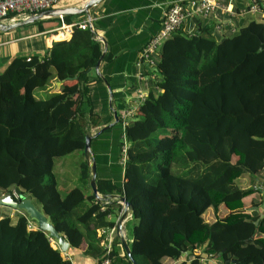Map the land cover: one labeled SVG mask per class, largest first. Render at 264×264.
<instances>
[{"label": "trees", "instance_id": "1", "mask_svg": "<svg viewBox=\"0 0 264 264\" xmlns=\"http://www.w3.org/2000/svg\"><path fill=\"white\" fill-rule=\"evenodd\" d=\"M75 17L62 18L70 24ZM197 21L196 35L184 27L163 44L153 69L159 77L125 128L124 164L122 129L115 130L128 104L111 91L119 122L91 140L98 192L132 204L137 264L179 260L187 251L195 256L181 264H203L197 249L221 264H264V214L238 210L255 192L254 185L242 188V177L264 170V21L218 38ZM101 55L90 28L75 27L47 56L15 57L0 73V197L20 188L71 248L86 246L84 254L99 262L106 252L99 231L115 227L109 215L122 208L95 198L84 156L86 134L114 120L111 79L93 76ZM52 76L76 82L37 98ZM75 152L78 171L60 182L56 160ZM224 204L230 213L204 219ZM120 251L115 247L113 264H133ZM0 264L72 263L25 211H15L0 215Z\"/></svg>", "mask_w": 264, "mask_h": 264}, {"label": "crops", "instance_id": "2", "mask_svg": "<svg viewBox=\"0 0 264 264\" xmlns=\"http://www.w3.org/2000/svg\"><path fill=\"white\" fill-rule=\"evenodd\" d=\"M84 1L75 0L69 5L58 7L80 5ZM173 1L176 0H104L91 11L94 21V32H92L95 34L96 40L101 42L102 52L104 50L102 38L106 40L105 56L106 53L109 55V59L105 60V57L103 58L99 67V73L94 68L95 73H93V76L98 74L101 78L103 76L104 80L105 76L110 78L113 87L111 90V85H109L110 90L124 96L125 103L128 104L127 109L136 108L137 106L139 108L140 102L136 98V90L142 87L148 93L151 87L155 85L154 81L159 77L157 73L149 70L146 64L143 63L145 80L139 82L137 62L141 49L161 30L166 9ZM258 1L264 9V0ZM222 2L231 5L234 14L218 10L209 17L200 18L199 21L203 28L209 29L217 38L237 31L242 24L252 19L264 21V16L262 17L261 15L247 14L243 17L238 15L252 4L251 0H222ZM256 16L259 18L257 19ZM85 20H87L85 15H79L73 18L72 23L83 22ZM197 22L196 19H191L187 22L185 30L187 32L192 31L196 35ZM222 24H224L223 30L218 28ZM66 25L68 24L65 23L63 18L59 17L43 20L41 24L36 22L20 28L0 32V73L8 67L15 57L39 56L42 58L47 56L55 45L70 41L73 34L68 35L64 29H61ZM229 29H232V31H227ZM75 82L76 78L61 82L55 76H52L49 80L50 94L59 92L63 84L70 85ZM235 158L236 160H240L241 155H236ZM263 179L264 170L255 176L245 175L242 177L240 185H245L242 188H249L252 185H260ZM245 201L247 204L243 203ZM256 201H258V204H256ZM243 202L242 206L238 208L241 212L264 214V188L259 192L255 191L249 197H245ZM254 203L255 205H253ZM222 207L225 208V213L219 214L220 216L230 213V210L226 206ZM213 212V208H210L204 214V219L215 218L217 215ZM13 214L14 212H11V215ZM131 218H133L132 212L129 211L127 219L123 223V234L129 246L133 240V235L127 227V224L132 220ZM33 227L35 228L36 226L33 225ZM51 243L55 248H59L56 239L51 238ZM115 247L124 250L121 241L114 245V249ZM85 249L86 246H83L82 249L69 247L66 253L61 252V254L65 259L71 261L72 264H101V261L99 262L98 259L84 254L83 251ZM196 254L202 255L203 264H221V261L218 259L208 258L203 249H197ZM119 256L125 260V255L122 251H120ZM194 256L195 254H192L190 251L183 254L179 260L164 258L162 263L181 264L183 262H190ZM116 264H127V261H121Z\"/></svg>", "mask_w": 264, "mask_h": 264}, {"label": "built area", "instance_id": "3", "mask_svg": "<svg viewBox=\"0 0 264 264\" xmlns=\"http://www.w3.org/2000/svg\"><path fill=\"white\" fill-rule=\"evenodd\" d=\"M60 0H0V22H16L28 18L32 13H37L40 11H46L48 9L54 8V5L59 3ZM252 4L241 11L238 15L245 16L247 14L251 15H261L264 16V9L259 4L258 0H251ZM222 11L224 13H233L231 5L224 4L222 0H176L170 3L166 9V13L162 22L161 30L153 36L148 43L144 45L141 49L140 57L137 62L138 68V81L143 82L145 80V75L143 72V63L149 70L155 69L160 50L169 37L174 33L179 31L181 28L186 27L187 22L191 19L206 18L214 14L216 11ZM79 27L81 29H87L89 26V21L85 20L83 22H74L61 29H64L68 35H72L74 28ZM223 30L224 24L218 27ZM60 29V28H59ZM58 30V29H57ZM189 35H194V33L187 32ZM147 92L142 87L136 90V98L140 104L146 99ZM137 108L127 109L120 116L122 119V125L125 130L126 125L135 117ZM122 149H121V163L124 164L127 158V151L129 148V143L127 141L125 133L122 139ZM264 188V179L260 185H255V191L259 192ZM113 200H105L104 203H108ZM121 206V210L117 213V221L115 222V227L101 229L100 234L104 235L102 244L105 247V254L101 259V264H113V251H114V239L115 237L123 234V223L126 221L127 216L122 221L121 227L119 229L117 223L124 214L125 205L122 202L117 201ZM104 209V207L102 208ZM112 215H109V218ZM124 235V234H123ZM120 239V238H119ZM123 254L126 252L123 250ZM208 258H213V255H208ZM226 264H234L227 262Z\"/></svg>", "mask_w": 264, "mask_h": 264}, {"label": "water", "instance_id": "4", "mask_svg": "<svg viewBox=\"0 0 264 264\" xmlns=\"http://www.w3.org/2000/svg\"><path fill=\"white\" fill-rule=\"evenodd\" d=\"M104 0H85L80 5H73L68 7H54L51 9H48L46 11H40L37 13H32L28 18L16 21L13 23H4L0 22V32L2 31H8L16 28H20L26 25H30L33 23H36L38 21H43L50 18H59L64 16H78V15H85L87 20L89 21V26L91 31L94 32V21L91 14V11L93 8L98 6L100 3H102ZM104 42V50L102 52V55L97 62L95 66V70L99 73V67L101 65V62L103 58L105 57V51L107 47V42L104 38H102ZM103 79V76H102ZM108 89L110 92V100H109V106L112 109L114 120L112 123L104 126L100 131L96 133H87L86 134V140H85V148H84V156L87 160L88 165L91 167V179H90V185L92 187L93 194L95 195V198L98 200H115L124 203L125 205V211L120 220L118 221L117 225L120 229L122 221L127 216V213L129 210H132V204L126 199L125 195H119V194H110V195H103L98 192L97 184H96V176H97V169H96V161L93 156L92 152V146H91V140L96 135L100 134L103 130H106L110 128L112 125L119 122V116L115 109H113L112 105V92L110 90V87L108 85ZM0 206L7 207L10 209H14L16 211H25L29 218L37 223V226L39 229L46 231L49 233V236L51 238H54L58 242V246L60 250L63 253H66L70 247V243L68 239L60 234L55 226L50 222V220L47 218V216L39 209L35 203L32 200V197H27L23 194L22 190L20 188H16L13 192H7L3 194L0 197ZM120 241L123 244L124 250L130 259V261L133 264H137L135 261L131 248L126 241L123 234H120L119 236ZM190 252V251H187Z\"/></svg>", "mask_w": 264, "mask_h": 264}, {"label": "rangeland", "instance_id": "5", "mask_svg": "<svg viewBox=\"0 0 264 264\" xmlns=\"http://www.w3.org/2000/svg\"><path fill=\"white\" fill-rule=\"evenodd\" d=\"M73 1L75 0H60L59 3H57L56 5H54V7H58V6H61V5H69L71 3H73ZM79 16V15H78ZM256 18L258 19L259 17L256 16ZM7 22V21H6ZM240 28H238L239 30ZM229 32L232 31V29H229L227 30ZM226 31V32H227ZM225 32V34H226ZM49 82L46 86L42 87V88H37L35 90V96L37 98H47L49 95H50V91H49ZM123 127V126H121ZM122 129L121 131V141L123 139V134L125 133V130L124 128H120V125L117 126L116 130L118 132V134L120 133V130ZM81 158V152H75V153H72L70 155H67L65 157H62V158H59L56 160V165H55V172H56V175L57 177L59 178L60 182L62 181H65V180H69L71 177H73L77 171H78V164H79V159ZM242 181H240L241 183ZM242 187H245V185H241ZM246 189V188H245ZM243 202V201H242ZM244 204H247L246 201L243 202ZM225 205V204H224ZM227 207V205H225ZM6 208V209H5ZM253 208V207H251ZM16 210L14 209H10V208H7V207H2L0 206V213H11V212H15ZM214 211V210H213ZM219 213H217V216H220L219 214H223L225 213V208L223 207H220L219 210ZM214 213V212H213ZM215 214V213H214ZM110 219L113 221V222H116L117 221V214L115 212H113L112 216L110 217ZM132 219V220H131ZM130 222L127 224V227H128V230H130L131 234L133 235L132 233V230H133V223H134V220L133 218H131ZM31 220V219H30ZM33 221V220H31ZM33 223H36L35 221H33ZM37 224V223H36ZM129 232V231H128ZM129 232V233H130ZM60 249V248H59ZM61 251V250H60ZM62 252V251H61Z\"/></svg>", "mask_w": 264, "mask_h": 264}]
</instances>
